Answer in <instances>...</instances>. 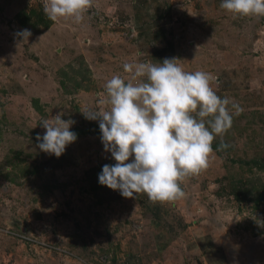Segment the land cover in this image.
I'll list each match as a JSON object with an SVG mask.
<instances>
[{
	"label": "rangeland",
	"instance_id": "374dc122",
	"mask_svg": "<svg viewBox=\"0 0 264 264\" xmlns=\"http://www.w3.org/2000/svg\"><path fill=\"white\" fill-rule=\"evenodd\" d=\"M221 2L92 0L77 23L50 21L44 0H0V264H264V17ZM165 58L210 74L239 111L182 198H125L99 183L116 162L81 111L106 110L124 64ZM58 113L77 134L59 158L36 141Z\"/></svg>",
	"mask_w": 264,
	"mask_h": 264
},
{
	"label": "clouds",
	"instance_id": "9594fccd",
	"mask_svg": "<svg viewBox=\"0 0 264 264\" xmlns=\"http://www.w3.org/2000/svg\"><path fill=\"white\" fill-rule=\"evenodd\" d=\"M91 5L92 0H44L43 11L52 22L72 18L79 23ZM220 7L234 19L264 17V0H222ZM18 35L24 41L31 32ZM123 67L131 79L113 75L106 81L107 99L101 101L106 110L81 111L85 119L99 122L104 150L116 162L102 167L99 183L125 198L144 193L152 203L173 202L184 196L180 182L207 168L216 136L225 146L223 135L232 126L229 104L239 108L216 94L210 74L187 72L175 58ZM62 115L41 121L45 132L36 136L37 147L57 158L77 139L70 131L75 121Z\"/></svg>",
	"mask_w": 264,
	"mask_h": 264
},
{
	"label": "crops",
	"instance_id": "0c3cea01",
	"mask_svg": "<svg viewBox=\"0 0 264 264\" xmlns=\"http://www.w3.org/2000/svg\"><path fill=\"white\" fill-rule=\"evenodd\" d=\"M137 261H138V259H137ZM132 262H134V258L127 259L124 264H131Z\"/></svg>",
	"mask_w": 264,
	"mask_h": 264
}]
</instances>
